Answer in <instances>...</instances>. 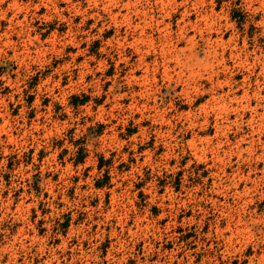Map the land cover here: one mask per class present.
I'll return each instance as SVG.
<instances>
[{
    "label": "rangeland",
    "instance_id": "obj_1",
    "mask_svg": "<svg viewBox=\"0 0 264 264\" xmlns=\"http://www.w3.org/2000/svg\"><path fill=\"white\" fill-rule=\"evenodd\" d=\"M0 264H264V0H0Z\"/></svg>",
    "mask_w": 264,
    "mask_h": 264
}]
</instances>
